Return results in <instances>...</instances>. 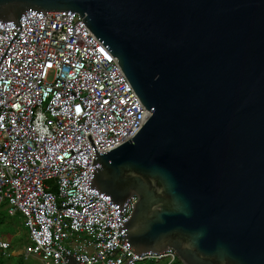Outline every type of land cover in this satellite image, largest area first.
<instances>
[{"label":"water","instance_id":"1","mask_svg":"<svg viewBox=\"0 0 264 264\" xmlns=\"http://www.w3.org/2000/svg\"><path fill=\"white\" fill-rule=\"evenodd\" d=\"M72 12L150 115L99 154L84 190L132 256L264 264V0H0V27ZM127 258L125 264L130 263Z\"/></svg>","mask_w":264,"mask_h":264},{"label":"built area","instance_id":"2","mask_svg":"<svg viewBox=\"0 0 264 264\" xmlns=\"http://www.w3.org/2000/svg\"><path fill=\"white\" fill-rule=\"evenodd\" d=\"M0 27V209L21 217L24 258L41 264H175L161 254L132 256L119 218L84 190L92 176L89 136L99 154L131 140L149 117L115 60L78 14L21 18ZM8 245L0 236L2 254Z\"/></svg>","mask_w":264,"mask_h":264},{"label":"rangeland","instance_id":"3","mask_svg":"<svg viewBox=\"0 0 264 264\" xmlns=\"http://www.w3.org/2000/svg\"><path fill=\"white\" fill-rule=\"evenodd\" d=\"M0 236L8 245L3 254L0 250V264H41L33 256L24 258L22 247L28 242L27 230L22 224L21 217L6 214L5 205L0 209ZM157 264H164V262Z\"/></svg>","mask_w":264,"mask_h":264},{"label":"trees","instance_id":"4","mask_svg":"<svg viewBox=\"0 0 264 264\" xmlns=\"http://www.w3.org/2000/svg\"><path fill=\"white\" fill-rule=\"evenodd\" d=\"M175 264H180L178 261H176V263Z\"/></svg>","mask_w":264,"mask_h":264}]
</instances>
